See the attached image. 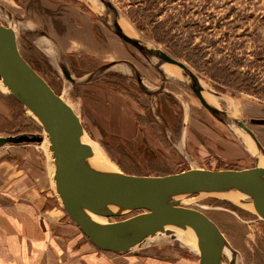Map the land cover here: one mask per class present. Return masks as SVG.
<instances>
[{
  "label": "rangeland",
  "instance_id": "374dc122",
  "mask_svg": "<svg viewBox=\"0 0 264 264\" xmlns=\"http://www.w3.org/2000/svg\"><path fill=\"white\" fill-rule=\"evenodd\" d=\"M116 18L127 21L132 33L120 22L121 27L140 49L111 33ZM0 23L14 30L21 56L74 110L82 120L84 139L118 173L166 176L193 169L244 170L264 158V0H0ZM86 28L94 30L88 35L97 41L98 55L85 54L79 45L69 50ZM103 43L118 50L114 59L106 50L101 52ZM158 53L183 63L195 75L204 94L215 100L213 105L206 101L215 113L200 104L188 73L163 62ZM118 61H130L132 74L111 67ZM166 66L178 73L169 75ZM8 99L2 136L44 139L46 133L29 111L9 93ZM237 122L253 132L259 148ZM244 137L259 155L248 152ZM48 144L4 146L46 151L48 156ZM47 162L52 172V156ZM181 201L219 227L236 251L233 264H264V220L256 211L208 193ZM142 212L103 220L116 223ZM145 248L174 259H200L189 244L172 235L157 233L133 250ZM223 258L222 264L233 261L231 253Z\"/></svg>",
  "mask_w": 264,
  "mask_h": 264
},
{
  "label": "water",
  "instance_id": "95a60500",
  "mask_svg": "<svg viewBox=\"0 0 264 264\" xmlns=\"http://www.w3.org/2000/svg\"><path fill=\"white\" fill-rule=\"evenodd\" d=\"M125 42L140 45L122 34ZM158 57L187 72L193 80L192 90L201 105L210 113L201 87L187 67L164 53ZM67 80L69 74L64 72ZM0 80L11 97L38 121L47 134L53 158V181L62 209L88 242L98 250L126 254L146 238L159 234L172 235L167 228L191 231L196 239L199 264H222L230 246L219 227L203 212L182 206L181 198L209 192H239L249 196L257 214L264 220V168L244 170L193 169L166 176H134L124 173H98L89 166L91 147L81 142L83 125L74 110L34 72L21 56L13 29L0 23ZM260 147L253 132L237 122ZM42 136L18 135L0 137L6 144L40 143ZM144 212L116 223H99L91 214L102 217H123Z\"/></svg>",
  "mask_w": 264,
  "mask_h": 264
},
{
  "label": "crops",
  "instance_id": "0c3cea01",
  "mask_svg": "<svg viewBox=\"0 0 264 264\" xmlns=\"http://www.w3.org/2000/svg\"><path fill=\"white\" fill-rule=\"evenodd\" d=\"M120 22L132 33L127 21H120L119 18L113 19L109 30L118 40L131 45L118 35L120 33L135 41ZM86 30L75 36L76 40L69 50L79 45L85 54L98 55L99 45L95 36L93 41L88 35L94 34V30ZM91 44H94L92 48ZM100 47L101 52L106 50L107 57L114 59L112 54L118 50L114 51L113 46L105 43ZM115 58L118 59V56ZM111 65L117 66L119 72L124 70V74L129 69L132 74V69L128 67L132 65L130 61L113 62ZM34 72L39 76L37 71ZM137 80L142 82L139 76ZM8 110V93L0 89V137L6 131ZM86 115L91 117L87 111ZM45 154L31 148L0 147V264H199L194 256H176L174 259L167 253L153 254L146 248L137 251L132 248L126 254H115L93 247L63 211L52 183L54 170L50 171Z\"/></svg>",
  "mask_w": 264,
  "mask_h": 264
},
{
  "label": "bare ground",
  "instance_id": "6f19581e",
  "mask_svg": "<svg viewBox=\"0 0 264 264\" xmlns=\"http://www.w3.org/2000/svg\"><path fill=\"white\" fill-rule=\"evenodd\" d=\"M165 72L169 73V75H170V73L171 74H175V73L177 74L178 73L175 69L173 70L170 66L165 67ZM0 89L2 91H4L5 93H9L8 89L5 86H3L1 80H0ZM202 96H203L204 100L207 101L208 103H210L212 105L215 103V100L213 98L209 97L208 95H205L204 92H202ZM30 116H31V118H33L37 121V119L32 114ZM242 139H243V144H244L245 148L248 150V152L253 153L255 155L258 154L256 149H255L253 142L248 137H244ZM87 141L84 139V137H82V139H81L82 143L89 145ZM44 142L49 143L47 134H45V137L43 139V143ZM89 146L91 147V150L93 152V158L89 161V166L93 170L97 171L98 173L109 174V175L118 173V171H116V169L113 167V165L106 160V158L99 152V150H97L96 148H94L91 145H89ZM47 150H48L47 151L48 156H51V152H50L49 148ZM258 167L264 168V158L260 157L258 159ZM208 194H212L215 197H218L220 199H223V200H226L227 202L232 203L233 205L239 206L241 208L252 211L253 213H256L251 200H249V196L246 194L239 193V192H210ZM91 217L94 221H97L99 223H105L102 216L91 214ZM168 230L173 233L172 234L173 237L181 238V239H183V241L186 244H189L193 248V252H198L197 248H196V239L193 236L191 231H189V230L183 231L181 229L179 230V229L174 228V227H170V228H168ZM194 245H195V247H194ZM223 255L227 258L230 256V253L227 251L226 248H224V250H223Z\"/></svg>",
  "mask_w": 264,
  "mask_h": 264
},
{
  "label": "trees",
  "instance_id": "16d2710c",
  "mask_svg": "<svg viewBox=\"0 0 264 264\" xmlns=\"http://www.w3.org/2000/svg\"><path fill=\"white\" fill-rule=\"evenodd\" d=\"M36 71V70H35ZM54 92V91H53Z\"/></svg>",
  "mask_w": 264,
  "mask_h": 264
}]
</instances>
